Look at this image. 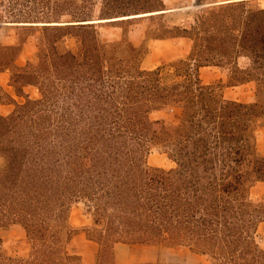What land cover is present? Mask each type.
I'll return each instance as SVG.
<instances>
[{"label":"trees","instance_id":"16d2710c","mask_svg":"<svg viewBox=\"0 0 264 264\" xmlns=\"http://www.w3.org/2000/svg\"><path fill=\"white\" fill-rule=\"evenodd\" d=\"M246 1L220 4L165 34L147 32L139 45L126 29L121 40L102 41L103 22L87 16L13 21L45 34L24 64L18 60L34 32L0 43V73L10 70L13 90L0 86V101L13 105L0 113V228L20 226L31 245L28 258L8 257L0 237V264H84L69 249L79 202L93 217L86 231L99 245L96 264H116L121 244L183 246L214 264H264L256 241L264 203L251 199L264 182L257 141L264 131V9L233 13ZM168 10L164 0H102L100 19ZM69 36L77 50L66 47ZM166 38L190 40L187 57L171 64L173 72L145 69L148 40ZM231 62V81L254 82L255 102L225 99L201 79V67ZM174 109L177 122L152 118ZM154 149L175 166H150Z\"/></svg>","mask_w":264,"mask_h":264},{"label":"rangeland","instance_id":"374dc122","mask_svg":"<svg viewBox=\"0 0 264 264\" xmlns=\"http://www.w3.org/2000/svg\"><path fill=\"white\" fill-rule=\"evenodd\" d=\"M62 2L58 4L57 2ZM205 4H200L198 0H164L167 13L159 15V13L147 14L133 19H125L118 21H108L97 24L100 38L102 41H118L123 37L124 29L129 31V39L139 45L146 39L147 32L152 34H165L166 30L175 27L189 26L193 24L198 16L205 11L217 7L220 4L229 1L241 0H202ZM64 2V3H63ZM244 8L233 10L235 14H241L242 11L251 8L264 9V0H248ZM102 8V0H0V43L5 45L15 44L19 34L34 32L29 40L25 52L18 62L24 64L27 58L31 57L35 51L39 49V38L43 37L45 32L42 29L22 30V24L31 25L25 20L56 21L59 16L62 22H71L75 20V16H87L94 20L100 19V11ZM151 13V12H150ZM143 14V13H140ZM137 15V14H133ZM132 16V15H131ZM39 18V19H38ZM115 18V17H114ZM77 19V18H76ZM13 23V24H11ZM41 28V27H40ZM192 42L186 38H166V39H150L147 42L150 53L142 63L145 69H156L159 66H166L164 72H173L171 64L179 59H185L189 54ZM67 48L77 50L78 43L75 37L69 36L65 39ZM126 48V47H123ZM249 60L247 58L239 59L241 68L247 67ZM233 63H222L219 65H208L201 67L199 72L201 79L207 85H214L222 90L225 99H233L244 103H253L256 101V85L254 82L237 84L231 81ZM10 70L0 74V86L7 92L12 93L13 90L9 86ZM236 84V85H233ZM32 98H38L39 93L34 88L28 89ZM0 90V96H1ZM3 95V94H2ZM21 100V99H19ZM13 106L0 105V113L9 114ZM180 116V110L163 111L152 114L154 119H167L177 122ZM258 148L264 155V131L259 129L257 132ZM150 166H159L170 169L175 163L169 160L167 155L160 150L154 149L148 157ZM251 199L255 203H264V182H259L252 188ZM71 224L78 229V233L69 245L72 252H77L82 256L84 264H96L99 245L88 239L87 228L93 226V217L90 209L84 202L73 205L71 216ZM0 237L3 240V251L8 257L28 258L31 251V245L26 237L25 232L18 225L0 228ZM256 241L261 248L264 249V222L259 225L256 233ZM117 248H125L124 258L117 260L116 264H144V263H175V264H214L209 256H202L192 253L189 248L165 247V246H148V245H118ZM216 262V261H215Z\"/></svg>","mask_w":264,"mask_h":264},{"label":"crops","instance_id":"0c3cea01","mask_svg":"<svg viewBox=\"0 0 264 264\" xmlns=\"http://www.w3.org/2000/svg\"><path fill=\"white\" fill-rule=\"evenodd\" d=\"M28 44V43H27ZM27 44H26V47H27ZM3 45H5V44H3ZM10 45H13V44H10ZM26 47H25V49H26ZM25 52V51H24ZM6 72V71H5ZM2 73H4V72H2ZM2 73H0V74H2ZM1 85V84H0ZM0 105L1 106H6V105H10V106H13L12 104H7V103H2L1 101H0ZM2 114V113H1ZM4 115H7V114H4ZM76 236V235H75ZM74 236V237H75ZM73 240H74V238H73ZM122 245H124V244H122ZM126 252V250H125V248H117V260H120L121 258H124V253ZM118 262V261H117Z\"/></svg>","mask_w":264,"mask_h":264},{"label":"bare ground","instance_id":"6f19581e","mask_svg":"<svg viewBox=\"0 0 264 264\" xmlns=\"http://www.w3.org/2000/svg\"><path fill=\"white\" fill-rule=\"evenodd\" d=\"M161 12H163V11L153 12V13H148V14H155V13H161ZM145 15H147V14L133 15V16H128V17H120V18H114V19H109V20H98V21H94V22L97 23V22L118 21V20H124V19L132 18V17H141V16H145ZM11 24H13V23H11Z\"/></svg>","mask_w":264,"mask_h":264},{"label":"water","instance_id":"95a60500","mask_svg":"<svg viewBox=\"0 0 264 264\" xmlns=\"http://www.w3.org/2000/svg\"><path fill=\"white\" fill-rule=\"evenodd\" d=\"M22 25H26V24H22Z\"/></svg>","mask_w":264,"mask_h":264}]
</instances>
